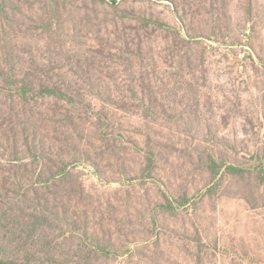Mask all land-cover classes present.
I'll list each match as a JSON object with an SVG mask.
<instances>
[{"label": "rangeland", "instance_id": "1", "mask_svg": "<svg viewBox=\"0 0 264 264\" xmlns=\"http://www.w3.org/2000/svg\"><path fill=\"white\" fill-rule=\"evenodd\" d=\"M178 2L176 11L169 0H116L114 11L97 0H58L60 14H54L49 0H0V60L3 52L12 50L22 65L29 60L50 61L71 70L80 59L77 56L101 46L106 52L109 47L122 49L121 41L129 32V22L123 18L126 12L165 23L166 29L150 35L145 52L132 56L128 68L144 67V79L160 85L159 103L166 112L157 107L150 110L161 111L157 116L144 117L137 99L115 112L127 136L141 139L142 134L153 132L170 139L161 141L164 148H160L155 179L121 180V167L129 172L138 169L140 157L131 154L124 166L113 159L100 160L102 176L113 180L110 183L101 182L89 167L72 163L70 180H79L84 193L73 194L66 204L93 205L97 215L111 214V229L119 230L125 242L160 235L156 250L139 248L128 264H183L190 260L185 238L192 236L194 228L202 233L211 264H264V185L224 176L210 196L201 197L207 175L185 156L183 146L199 144L228 162L264 165V0ZM111 59L101 66V74L93 70V79L110 86L114 82L124 91L134 78L125 70L126 61H115L113 55ZM10 94L0 89V159L8 158L15 138L18 145L21 141L18 130L13 138L7 125L11 108L18 106V99ZM43 102L33 109V119H41L53 108L52 101ZM59 118L39 120L38 125L47 139L58 136L51 145L56 151L62 149L63 159L73 160L78 155L72 144L63 142L67 135L55 125ZM6 135L9 139H4ZM83 135L92 134L83 129ZM177 142L180 145H174ZM185 190L197 200L191 216L184 210L156 215L154 204L165 192Z\"/></svg>", "mask_w": 264, "mask_h": 264}, {"label": "trees", "instance_id": "2", "mask_svg": "<svg viewBox=\"0 0 264 264\" xmlns=\"http://www.w3.org/2000/svg\"><path fill=\"white\" fill-rule=\"evenodd\" d=\"M169 1L178 11V0ZM49 2V9L54 14H60L58 0ZM115 3L116 0H97L98 5L112 7L114 11L117 10ZM133 13L126 12L123 16L124 21L129 22V32L121 41L122 49L109 47L110 51L106 52L101 46L93 53L77 56L80 58L75 64L77 68L72 67L71 70L50 61L29 60L28 64L22 65L12 50L3 52L0 89L11 92L10 95L18 99V106L11 108V120L7 125L13 138L18 130L21 141L18 145L15 138L8 158L0 159V264H111L118 259L128 264L126 261H130L139 248L152 246L156 250L160 246V235L157 234L154 239L146 234L142 240L126 239L125 242L119 230L111 229L114 221L111 214L99 212L97 215V208L93 205L66 204L71 203L73 194L81 197L84 193L79 180L75 183L70 180L74 169L72 163L89 167L104 183L113 180L102 176L105 172L100 169V160L113 159L124 166L125 157L129 154L140 157V162L133 172L121 167L119 175L123 182L155 179L158 173L157 163L163 152L160 148H164L161 141L165 137H160L158 133L154 136L153 132L142 134L144 138L141 139L127 136L115 113L131 106L127 102L134 99L140 102L138 105L144 117L147 113L157 116L161 111L166 112L164 105L159 103L163 92L160 85L152 83L151 79H144L147 78L144 67L138 71L128 67L132 56L143 55L150 35L167 26L159 20ZM112 55L115 61H126L123 63L125 70L129 77L134 78L125 84L124 91L114 82L112 87L99 78L97 81L93 79V70L101 74L99 69ZM49 100L53 102V108L49 107L45 112L48 116L39 120L48 122L59 115L55 125L60 127L61 134L67 135L63 142L72 144L70 146L78 155L68 162L61 155L62 149L57 148L56 151V147L51 145L58 136L44 137L39 120L31 117L33 109ZM157 107L161 108L158 114L150 111ZM83 129L92 134L90 138L83 135ZM4 139L9 137L6 135ZM165 140L170 141L169 138ZM174 145L180 144L177 142ZM192 145V148L183 145L187 152L185 156L207 175L201 197L210 196L216 189L214 185H219L224 176L253 179L258 185H264V165L228 162L215 150H206L199 144ZM196 201L188 190L181 194L167 191L154 204V210L158 217L176 215L180 210L191 216L196 211ZM157 221L158 218H155L154 222ZM185 239L190 260L183 264H211L207 245L198 228H194L192 236L188 235Z\"/></svg>", "mask_w": 264, "mask_h": 264}]
</instances>
